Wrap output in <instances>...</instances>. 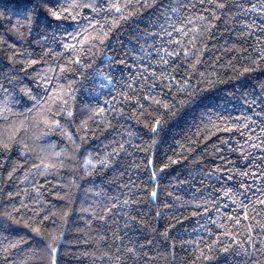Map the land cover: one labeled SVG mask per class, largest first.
<instances>
[{
  "label": "trees",
  "instance_id": "1",
  "mask_svg": "<svg viewBox=\"0 0 264 264\" xmlns=\"http://www.w3.org/2000/svg\"><path fill=\"white\" fill-rule=\"evenodd\" d=\"M262 201L264 0H0V264H264Z\"/></svg>",
  "mask_w": 264,
  "mask_h": 264
},
{
  "label": "snow or ice",
  "instance_id": "2",
  "mask_svg": "<svg viewBox=\"0 0 264 264\" xmlns=\"http://www.w3.org/2000/svg\"><path fill=\"white\" fill-rule=\"evenodd\" d=\"M117 11L119 12V9H117ZM77 63L79 62V61H76ZM153 196H155V193H153ZM262 202H264V201H262Z\"/></svg>",
  "mask_w": 264,
  "mask_h": 264
}]
</instances>
